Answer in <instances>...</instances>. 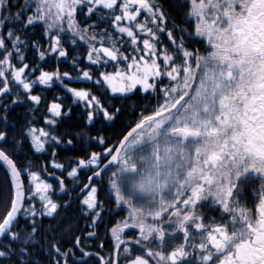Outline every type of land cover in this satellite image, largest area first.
Listing matches in <instances>:
<instances>
[{
    "label": "snow or ice",
    "instance_id": "snow-or-ice-1",
    "mask_svg": "<svg viewBox=\"0 0 264 264\" xmlns=\"http://www.w3.org/2000/svg\"><path fill=\"white\" fill-rule=\"evenodd\" d=\"M0 170V264H264V0H0Z\"/></svg>",
    "mask_w": 264,
    "mask_h": 264
},
{
    "label": "trees",
    "instance_id": "trees-1",
    "mask_svg": "<svg viewBox=\"0 0 264 264\" xmlns=\"http://www.w3.org/2000/svg\"><path fill=\"white\" fill-rule=\"evenodd\" d=\"M61 68H62V70H63V69H64V65H61ZM118 127H119V126H118ZM113 131H114V130H110V131H109V134L111 135ZM0 186H3V187H5V188H6V186H7L6 181H5V178H4L3 170H0ZM2 211H3V208L0 207V212H2Z\"/></svg>",
    "mask_w": 264,
    "mask_h": 264
}]
</instances>
